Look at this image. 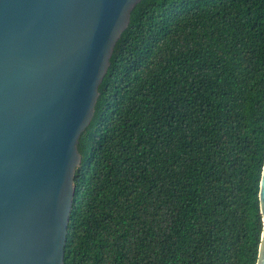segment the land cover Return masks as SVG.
Listing matches in <instances>:
<instances>
[{"label":"trees","instance_id":"obj_1","mask_svg":"<svg viewBox=\"0 0 264 264\" xmlns=\"http://www.w3.org/2000/svg\"><path fill=\"white\" fill-rule=\"evenodd\" d=\"M99 90L65 264H257L264 0H142Z\"/></svg>","mask_w":264,"mask_h":264},{"label":"water","instance_id":"obj_2","mask_svg":"<svg viewBox=\"0 0 264 264\" xmlns=\"http://www.w3.org/2000/svg\"><path fill=\"white\" fill-rule=\"evenodd\" d=\"M142 0H0V264H65L78 144ZM264 264V167L259 191Z\"/></svg>","mask_w":264,"mask_h":264}]
</instances>
